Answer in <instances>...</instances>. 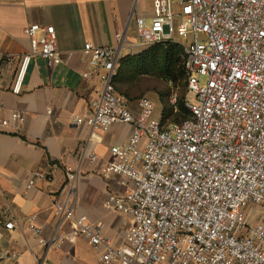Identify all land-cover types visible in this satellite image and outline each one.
Wrapping results in <instances>:
<instances>
[{
	"label": "built area",
	"instance_id": "1",
	"mask_svg": "<svg viewBox=\"0 0 264 264\" xmlns=\"http://www.w3.org/2000/svg\"><path fill=\"white\" fill-rule=\"evenodd\" d=\"M136 27L134 42L119 33L116 46L86 43L90 71L83 76L99 77L102 89L93 114L75 119L91 128L87 143L101 142L100 132L113 124L132 126L128 141L112 145L99 169L118 176L125 189L104 203L130 218L124 241L115 246L104 222L78 216L69 201L55 202L61 223L71 225L73 237L105 249L101 264H264V0H153V16L137 18ZM24 32L30 48L12 87L17 95L35 55L50 68L62 62L54 26L32 24ZM165 41L183 46L191 115L182 122L164 121L153 99L131 101L115 84L127 43L133 50ZM177 101L174 95L170 103ZM12 116L24 120L21 112ZM84 157L99 162L89 144ZM82 171L67 167L63 191L76 189ZM43 177L34 173L27 189ZM255 214L259 220L251 224ZM31 228L41 244L54 243ZM4 257L17 261L19 253L0 249Z\"/></svg>",
	"mask_w": 264,
	"mask_h": 264
},
{
	"label": "crops",
	"instance_id": "2",
	"mask_svg": "<svg viewBox=\"0 0 264 264\" xmlns=\"http://www.w3.org/2000/svg\"><path fill=\"white\" fill-rule=\"evenodd\" d=\"M152 16L153 0H0V249L19 253L17 261L4 257L0 264L102 263L105 249L83 236L73 237L71 225L61 223L55 211L56 201H69L90 222H104L115 246L124 241L130 218L107 211L104 203L110 192L125 189L118 176L107 178L99 169L111 159L112 145L128 141L132 126L113 124L100 132L101 142L87 143L91 128L75 119L93 114L92 103L102 89L99 77L83 76L90 71L86 43L116 46L119 33L134 42L137 18ZM32 24L55 27L62 62L50 68L43 56L35 55L17 95L12 87L21 57L30 48L24 30ZM126 46L123 55L144 50ZM155 104L160 116L163 110ZM14 112H21L24 120L14 119ZM85 144L98 154L97 164L82 158ZM79 165L81 182L73 191H63L67 167ZM36 172L44 177L27 189ZM11 221L15 227L7 229ZM32 226L44 238H55L54 243L41 244Z\"/></svg>",
	"mask_w": 264,
	"mask_h": 264
},
{
	"label": "trees",
	"instance_id": "3",
	"mask_svg": "<svg viewBox=\"0 0 264 264\" xmlns=\"http://www.w3.org/2000/svg\"><path fill=\"white\" fill-rule=\"evenodd\" d=\"M183 61V46L179 41H165L154 44L139 53L128 54L125 57H122L121 67L117 73L115 84L120 78L122 70L128 66L131 69L133 76L139 77L158 74L159 76L172 81L175 85L185 81L187 88V79ZM116 88L121 95L129 100H134L128 96L129 94L120 91L117 84ZM185 98L186 96H184L183 99H178L175 106L172 104H163L162 114L164 121L182 122L190 117L191 113L184 103Z\"/></svg>",
	"mask_w": 264,
	"mask_h": 264
},
{
	"label": "rangeland",
	"instance_id": "4",
	"mask_svg": "<svg viewBox=\"0 0 264 264\" xmlns=\"http://www.w3.org/2000/svg\"><path fill=\"white\" fill-rule=\"evenodd\" d=\"M126 55H123L125 57ZM120 91L129 94L131 101L148 96L155 103L159 104L163 110V104L169 105L171 97L177 95L178 99H183L186 96V82L183 81L175 85L172 81L167 80L158 74H150L148 76H133L131 69L126 66L120 73V78L116 82ZM158 106V107H159ZM259 220L257 214L251 219V224Z\"/></svg>",
	"mask_w": 264,
	"mask_h": 264
}]
</instances>
